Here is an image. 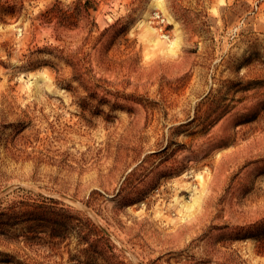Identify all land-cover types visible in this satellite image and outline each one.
Masks as SVG:
<instances>
[{
	"label": "rangeland",
	"instance_id": "rangeland-1",
	"mask_svg": "<svg viewBox=\"0 0 264 264\" xmlns=\"http://www.w3.org/2000/svg\"><path fill=\"white\" fill-rule=\"evenodd\" d=\"M44 198L97 264H264V0H0V208Z\"/></svg>",
	"mask_w": 264,
	"mask_h": 264
},
{
	"label": "trees",
	"instance_id": "trees-1",
	"mask_svg": "<svg viewBox=\"0 0 264 264\" xmlns=\"http://www.w3.org/2000/svg\"><path fill=\"white\" fill-rule=\"evenodd\" d=\"M49 201L53 204L45 198L23 199L0 208V238L18 251L11 254L0 250V260L12 264H60L67 254L70 264H97L100 253L91 240L96 233L90 221H83L69 208L56 206L58 202L52 198ZM255 251L264 256V238L258 239Z\"/></svg>",
	"mask_w": 264,
	"mask_h": 264
},
{
	"label": "bare ground",
	"instance_id": "bare-ground-1",
	"mask_svg": "<svg viewBox=\"0 0 264 264\" xmlns=\"http://www.w3.org/2000/svg\"><path fill=\"white\" fill-rule=\"evenodd\" d=\"M157 5H159V6H160L161 4H157ZM161 7H162V5H161Z\"/></svg>",
	"mask_w": 264,
	"mask_h": 264
}]
</instances>
